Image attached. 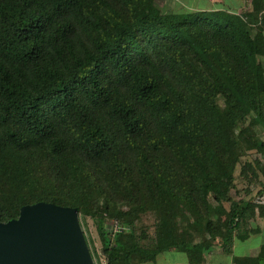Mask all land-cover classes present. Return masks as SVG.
<instances>
[{"label":"trees","instance_id":"obj_1","mask_svg":"<svg viewBox=\"0 0 264 264\" xmlns=\"http://www.w3.org/2000/svg\"><path fill=\"white\" fill-rule=\"evenodd\" d=\"M152 1L0 0V221L45 201L94 221L105 264L171 249L212 264L218 237L231 264H264V242L232 255L264 220V200L232 194L241 158L264 155V0L163 14ZM251 158L242 180L264 176Z\"/></svg>","mask_w":264,"mask_h":264},{"label":"water","instance_id":"obj_2","mask_svg":"<svg viewBox=\"0 0 264 264\" xmlns=\"http://www.w3.org/2000/svg\"><path fill=\"white\" fill-rule=\"evenodd\" d=\"M116 231L128 230L118 224ZM0 264H94L76 207L38 201L0 221Z\"/></svg>","mask_w":264,"mask_h":264},{"label":"rangeland","instance_id":"obj_3","mask_svg":"<svg viewBox=\"0 0 264 264\" xmlns=\"http://www.w3.org/2000/svg\"><path fill=\"white\" fill-rule=\"evenodd\" d=\"M231 0H153L150 11L155 14H163V13H171V12H187L190 10H199L205 8H212L215 10H224L232 13H241L244 11H248L250 9L251 0H245V3L236 4L231 3ZM253 32H256V28L253 29ZM264 34V27H263ZM261 62L264 67V59H261ZM217 102L219 104L223 103V99L218 96ZM252 127L255 129L259 137L264 140V128L260 124H252ZM249 156H243L238 163L237 169L235 171L236 179L235 192L232 190L233 197L235 199H244V200H254L259 203H262L264 200V192L259 194V190L262 189L264 184V176L258 171L259 177L258 179L251 180V174L249 178L241 179L238 177L240 166L245 161H250L251 157H259L261 162L264 164V155H257L253 152H250ZM229 203L227 201L222 200L220 202V207L218 209L220 219H223L225 212L227 211ZM79 223L83 235L85 237L88 249L90 251L92 260L94 264H105V260L103 256L100 254V238L97 234L94 221L90 217H81L78 215ZM153 224L154 219L152 214H144L140 217V219L136 223V230L140 231L141 229L147 231L148 236L151 237L153 235ZM218 225H222V223H218ZM111 226V225H110ZM109 228L112 230L113 228ZM115 226V225H113ZM253 227H257L259 229L258 232H251L249 236L245 239H234V244L232 248V255H249L255 256L258 254L261 244L264 242V220L263 218L256 215L254 218L250 219L243 227L244 230L253 229ZM116 228V226L114 227ZM115 230V229H114ZM185 239L188 241L193 240L192 234H185ZM217 245L213 247L208 253L209 260L212 264H231V258L229 255L223 253L221 248V239L220 237L215 239ZM179 252H170L167 251L153 262H148L149 264H159L162 261V264L176 263L179 262L180 259Z\"/></svg>","mask_w":264,"mask_h":264},{"label":"crops","instance_id":"obj_4","mask_svg":"<svg viewBox=\"0 0 264 264\" xmlns=\"http://www.w3.org/2000/svg\"><path fill=\"white\" fill-rule=\"evenodd\" d=\"M212 1H214V0H212ZM217 1H219V0H217ZM232 2L231 3H236V4H242L243 5V3H245V0H231ZM199 10H215V9H212V8H205V9H199ZM168 251H170V252H179V255H180V261L179 262H176V263H173V264H189L188 263V259H187V256H186V254L184 253V252H181V251H177V250H175V249H171V250H168ZM167 252V251H166ZM165 253V252H164ZM164 253H162V254H164ZM211 253V252H210ZM210 253H205L206 255V262L207 263H209L210 262V260H209V256H211V255H209ZM162 254H160V255H158V257H157V259L156 260H158V258L159 257H161V255ZM231 258V257H230ZM162 261H160V263L159 264H162L161 263ZM137 264H149L148 262H145V263H137ZM167 264H172V263H170V262H168Z\"/></svg>","mask_w":264,"mask_h":264}]
</instances>
